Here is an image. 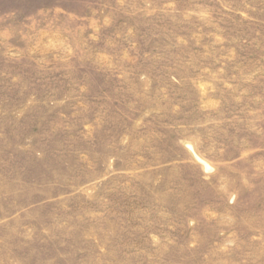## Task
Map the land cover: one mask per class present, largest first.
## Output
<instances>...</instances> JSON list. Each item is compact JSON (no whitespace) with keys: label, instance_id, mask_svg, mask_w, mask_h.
Segmentation results:
<instances>
[{"label":"rangeland","instance_id":"1","mask_svg":"<svg viewBox=\"0 0 264 264\" xmlns=\"http://www.w3.org/2000/svg\"><path fill=\"white\" fill-rule=\"evenodd\" d=\"M0 264H264V0H0Z\"/></svg>","mask_w":264,"mask_h":264}]
</instances>
